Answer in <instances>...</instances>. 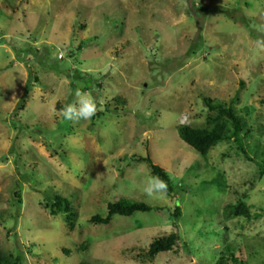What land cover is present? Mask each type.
Instances as JSON below:
<instances>
[{"label":"rangeland","instance_id":"1","mask_svg":"<svg viewBox=\"0 0 264 264\" xmlns=\"http://www.w3.org/2000/svg\"><path fill=\"white\" fill-rule=\"evenodd\" d=\"M258 39L264 0H0V249L19 264H264ZM78 90L105 103L73 123L61 110ZM204 98L232 100L247 139L207 156L182 141L178 125L206 126ZM146 157L170 175L163 198L143 191ZM54 194L73 231L44 207ZM122 200L151 211L91 224ZM241 200L249 218L225 209ZM172 233L171 252L147 257Z\"/></svg>","mask_w":264,"mask_h":264},{"label":"trees","instance_id":"2","mask_svg":"<svg viewBox=\"0 0 264 264\" xmlns=\"http://www.w3.org/2000/svg\"><path fill=\"white\" fill-rule=\"evenodd\" d=\"M203 100L209 111L206 126L203 128H196L191 125H178L177 132L182 141H184L200 155L207 156L210 150L216 147L219 143L231 140L241 143L243 139H247L246 137H248L250 132L245 131V138L241 137V133H243L246 123L244 118L237 114L234 108L235 103L232 102V100L228 103L212 100L210 98H204ZM260 103L264 106V98L260 101ZM143 161L148 162L151 165L154 176H159L167 182L168 192H171L172 181L168 172L160 166L155 165L151 157L143 158ZM43 205L53 216L64 214L65 221L68 224L69 229L71 231L75 229L78 215L74 211L72 203L67 198L54 194L53 199H51V201L44 202ZM108 209L109 212L106 217L93 216L90 219L91 224L99 226L109 225L115 216L131 217L138 212L148 213L151 211L150 207L146 204L131 200H122L112 203L109 205ZM225 209H227L229 215L233 217H250L249 207L242 200L238 201L236 204H229L225 207ZM180 211L179 207L175 208L176 218L180 217ZM178 241L179 239L176 233L156 239L151 244L146 255L147 257L154 259L160 253L171 252ZM228 251H230V248ZM20 262L21 258L19 256H15L0 249V264H19ZM229 263L247 264L235 254L228 255L222 252L219 256L217 264Z\"/></svg>","mask_w":264,"mask_h":264},{"label":"clouds","instance_id":"3","mask_svg":"<svg viewBox=\"0 0 264 264\" xmlns=\"http://www.w3.org/2000/svg\"><path fill=\"white\" fill-rule=\"evenodd\" d=\"M256 44L260 48H264V39H258ZM76 100L71 104H67L61 110L63 118L67 121L77 123L80 120H90L98 111L103 110L104 100L92 97L89 93L81 91L76 92ZM148 197L163 198L167 195L168 184L159 176H151L143 189Z\"/></svg>","mask_w":264,"mask_h":264}]
</instances>
